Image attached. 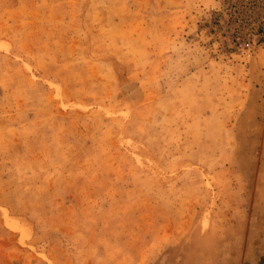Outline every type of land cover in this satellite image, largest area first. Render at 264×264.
<instances>
[{
  "label": "rangeland",
  "instance_id": "1",
  "mask_svg": "<svg viewBox=\"0 0 264 264\" xmlns=\"http://www.w3.org/2000/svg\"><path fill=\"white\" fill-rule=\"evenodd\" d=\"M264 0H0V264H264Z\"/></svg>",
  "mask_w": 264,
  "mask_h": 264
},
{
  "label": "crops",
  "instance_id": "2",
  "mask_svg": "<svg viewBox=\"0 0 264 264\" xmlns=\"http://www.w3.org/2000/svg\"><path fill=\"white\" fill-rule=\"evenodd\" d=\"M264 260V259H263Z\"/></svg>",
  "mask_w": 264,
  "mask_h": 264
}]
</instances>
